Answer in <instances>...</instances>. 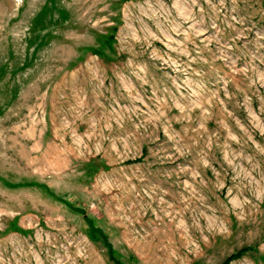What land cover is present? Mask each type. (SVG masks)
<instances>
[{"label": "rangeland", "instance_id": "rangeland-1", "mask_svg": "<svg viewBox=\"0 0 264 264\" xmlns=\"http://www.w3.org/2000/svg\"><path fill=\"white\" fill-rule=\"evenodd\" d=\"M264 264V0H0V264Z\"/></svg>", "mask_w": 264, "mask_h": 264}, {"label": "trees", "instance_id": "trees-1", "mask_svg": "<svg viewBox=\"0 0 264 264\" xmlns=\"http://www.w3.org/2000/svg\"><path fill=\"white\" fill-rule=\"evenodd\" d=\"M248 249H249L248 247H243V248L235 251L231 255H228V257L223 262H221L220 264H227L231 259L240 257L241 254H244ZM109 255H110V258L112 259V261H114L116 264H123L120 261H118V260L115 259V257L111 253V250H110V254Z\"/></svg>", "mask_w": 264, "mask_h": 264}]
</instances>
